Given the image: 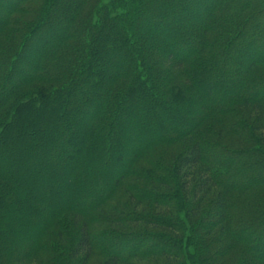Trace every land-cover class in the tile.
I'll use <instances>...</instances> for the list:
<instances>
[{"label":"trees","instance_id":"obj_1","mask_svg":"<svg viewBox=\"0 0 264 264\" xmlns=\"http://www.w3.org/2000/svg\"><path fill=\"white\" fill-rule=\"evenodd\" d=\"M263 24L264 0H0V264H264ZM127 179L171 218L117 216Z\"/></svg>","mask_w":264,"mask_h":264},{"label":"rangeland","instance_id":"obj_2","mask_svg":"<svg viewBox=\"0 0 264 264\" xmlns=\"http://www.w3.org/2000/svg\"><path fill=\"white\" fill-rule=\"evenodd\" d=\"M150 17L151 16H148L147 18L143 19L144 24L147 25V26L150 25V20H151ZM59 21L61 22V19ZM55 22L57 23V21H54V23ZM263 28H264V24H263ZM45 32L47 33L48 29H45ZM241 52H240L241 54L244 53V51H241ZM236 59H237V57L234 59V61H238ZM240 62H242V61H239L238 64ZM21 64H23V63H21ZM20 68H22V65H19L17 69L19 70ZM236 68H237L236 69L237 71H240L239 67H236ZM228 70H229V72H231V70H233V66L228 67ZM232 83H234V80L232 81ZM142 186H143V184L141 182L135 181V180H132V179H127V180L124 181V183L118 188V191L116 193L117 196L115 197V199H114V201H113V203L111 205L113 206L114 209H116L115 206L117 204H122L124 207L127 208L126 211H128V212L123 211L125 209L122 210V209L118 208L116 215L118 216V214L121 215V214H125V213H127V214L131 213L132 214L133 212L134 213L136 212L137 215L150 217V218L151 217L153 218L155 216H158V218H162L163 220L165 218L166 219L171 218V216L168 213L161 214L160 212H156L155 209H154V206L151 205V204H145L142 207H138L137 209L129 208L130 207V200H129L128 195H127V189H139ZM111 205L107 206V208H106L107 212L111 213V211H112ZM181 215H182L181 217H183V218L185 217L184 213H182ZM73 223H74V219L70 215H62L60 217V219L58 220L56 229H54V228L49 229L48 235L51 237L53 242H58V234H59L62 237V240H61V242L59 241V243H61V247L66 248V246H68L74 240V238L76 237V235L78 233V229L80 228V226L78 227V229L74 228L73 227ZM122 223H124L127 228H123L119 233H122V232H124V231H126L128 229H133L134 228V226H131V224H129L128 222H122ZM108 228H109V226H100L98 224L90 227V229L92 231V234L94 236H98V235L102 234L103 233L102 230L103 229H108ZM140 229L141 230L142 229H146V226L144 224H141L140 227H139V230ZM147 230H148L149 233H154V234L158 233L157 231H151L150 229H147ZM99 246L101 247L103 245H99ZM259 247L260 246H258L257 248H259ZM260 248L264 249V246H262ZM185 251L188 252L189 249L186 248ZM101 252L102 251H100L99 249H95L94 250V254H93L92 258L90 259V261L88 262V264H102L103 261L106 259V256L103 253H101ZM147 259L144 261L146 264H147V262L149 263L151 260H154V262H155V259H152V258H149L148 260ZM131 261H132V263L139 262L138 260H135V259H132ZM23 264H32V262H30L29 260H25L23 262ZM37 264H39V262H37ZM159 264H166V262L164 260H161L159 262Z\"/></svg>","mask_w":264,"mask_h":264}]
</instances>
